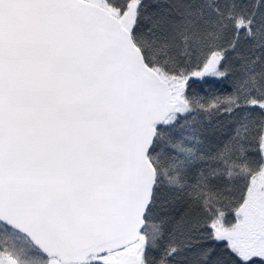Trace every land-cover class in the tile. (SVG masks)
I'll use <instances>...</instances> for the list:
<instances>
[{
  "label": "snow or ice",
  "instance_id": "snow-or-ice-1",
  "mask_svg": "<svg viewBox=\"0 0 264 264\" xmlns=\"http://www.w3.org/2000/svg\"><path fill=\"white\" fill-rule=\"evenodd\" d=\"M0 264H264V0H0Z\"/></svg>",
  "mask_w": 264,
  "mask_h": 264
}]
</instances>
